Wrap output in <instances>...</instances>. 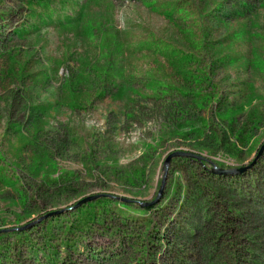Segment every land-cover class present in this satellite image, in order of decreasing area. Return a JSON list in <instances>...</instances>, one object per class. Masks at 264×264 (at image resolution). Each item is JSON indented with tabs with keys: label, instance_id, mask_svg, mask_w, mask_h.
Masks as SVG:
<instances>
[{
	"label": "rangeland",
	"instance_id": "rangeland-1",
	"mask_svg": "<svg viewBox=\"0 0 264 264\" xmlns=\"http://www.w3.org/2000/svg\"><path fill=\"white\" fill-rule=\"evenodd\" d=\"M34 1L0 0V166L7 178L17 172V188L30 196L23 208L0 187V264H264V151L242 176L206 172L246 166L264 144V0H50L51 21L30 31L26 6ZM151 45L192 55L190 72L210 82L199 91L244 107L249 146L228 154L194 135L192 127L212 121L210 109L188 125L164 119L146 83L176 79ZM73 75L80 81L71 97L64 83ZM70 98L84 101L82 109L69 110ZM26 141L46 148L55 163L46 180L63 173L64 187L30 172ZM177 153L203 160L172 157L166 167ZM163 180L150 205L157 212L141 219ZM104 197L132 206L97 202ZM86 198L94 199L74 214ZM101 213L103 225H93Z\"/></svg>",
	"mask_w": 264,
	"mask_h": 264
},
{
	"label": "trees",
	"instance_id": "trees-1",
	"mask_svg": "<svg viewBox=\"0 0 264 264\" xmlns=\"http://www.w3.org/2000/svg\"><path fill=\"white\" fill-rule=\"evenodd\" d=\"M50 2V0H36L26 6L27 10L29 11V14H27L28 18L34 22L30 25V31L39 30L41 28L39 27L41 24H46L51 21L49 20V15H47L50 11V7H52ZM57 3H59L60 5L65 4L63 0H58ZM37 6L40 7L44 12L42 17L40 16V13L38 14L37 10L34 9V7ZM161 15L171 21V13L164 12ZM22 35H24V32L20 33L21 37H23ZM149 49V53H156L157 55H159V57L169 67L170 72L173 75L172 77L176 79L175 84L167 82L146 83V88L154 93V99L159 100L160 104L162 105L163 111L165 112L164 119L166 121H170L173 124L186 123L188 125L189 121L195 120L200 113H203L204 111L206 112L210 109L209 115L212 118V121L207 122L206 125H203L201 129L192 127L191 129L194 135L201 136V139L203 140L205 138L208 139L210 144L213 142H217L216 147L223 148L224 151L228 154H236L238 151H241L242 148L249 146V140L251 139L252 131L249 126V120L244 123L239 121V116L243 114L244 107L240 106L237 108L229 109L227 106L221 104V99L215 98V102L214 97H212V93L203 95V91L200 92L199 90L202 89V85L204 83V85L210 86V82L206 79L194 77L190 72L191 66L196 65L194 64L192 55L183 53L167 45L160 48L151 45ZM5 72H7V70L4 71V75ZM76 75H73L71 78L68 77L67 79H65L64 83L68 92V96L71 97L74 93L73 90L77 87L80 81L78 77H76ZM105 80L107 81V79ZM111 87H114L113 90L116 91L117 88L115 84ZM117 91L118 94L113 96V100L115 101L120 100V94L123 93L122 90ZM95 97L103 100L105 98V93L100 92ZM215 105H221L216 112L212 111V106ZM65 106L69 110L75 111L78 109H82V107L84 106V101L70 98ZM214 120L217 121V124H214ZM9 127L14 130L15 134L21 140H25V136L22 133V130L16 129L15 124H11L9 125ZM188 129L189 128L183 127L181 128L180 132L186 133ZM22 144L26 147L28 146L34 149V154L31 156L32 170H30V172L32 174L34 173L37 176H40V181L44 182L43 185L50 186V184L57 182V184H55V187L51 186V188L60 190L62 187H64L60 182H58L61 176H63V173H60L57 179H50L49 181L46 180L48 171H50L51 169H55V163L52 161V159H50V154L47 152L46 148L38 146V144H36L35 142L31 143L30 141L23 142ZM1 157L2 156L0 155V159ZM211 171L212 170L206 169V172L210 175L212 174ZM15 174L16 175H14L12 178H7L5 171L0 166V187L9 188L10 190H12L17 196L16 199L18 205H21L23 208L29 207L30 196H28V193H22V191L17 188L18 173L16 172ZM43 191L44 190L42 186L33 188L32 195L37 196ZM182 192L183 193L182 195L180 194V197H182L183 200H187L190 195L189 188L184 189V191ZM201 193L202 191L199 190V188L195 191V193L193 194V196L195 197H193V204H196L197 200L199 201V195ZM191 201L192 199H190V202ZM97 202H105L108 204L111 203L114 208L119 205L120 210H125L132 206V204L124 202L120 203L107 197L100 198L97 200ZM166 208V203L162 204V206L159 207L160 210ZM82 209H84V207L80 206L75 210L74 214L79 215ZM140 211L144 213V215H146L141 216V219L150 217L157 212L156 206H146ZM195 214H197V209L195 211ZM126 218L128 219V216ZM129 218H133V216ZM192 219L194 220V217ZM92 220H94V223L92 224L98 227L102 226L104 223L102 213L99 215L95 214ZM13 236L17 237L19 236V233H13Z\"/></svg>",
	"mask_w": 264,
	"mask_h": 264
},
{
	"label": "water",
	"instance_id": "water-1",
	"mask_svg": "<svg viewBox=\"0 0 264 264\" xmlns=\"http://www.w3.org/2000/svg\"><path fill=\"white\" fill-rule=\"evenodd\" d=\"M263 151H264V144L261 146V148L257 152L254 160L250 164H248L246 166H242V167L235 168V169H230V170H227V169H218L216 167H213V169H212L211 172L213 174L216 173V174H218L220 176H224V177H237V176H242V175L246 174L247 172H249L254 167V165L256 164V162L258 161V159L260 158V156L262 155ZM172 157H190V158H195L198 161H202L203 160L202 157L195 156L193 154L177 153V154H173L170 157H168V159L165 162V166L166 167L168 166V164L170 162V159ZM164 181L165 180L162 181V186L160 188V192H159L158 196L156 197V199L154 201L150 202L149 204H146V206L155 205V204H157L159 202L160 197H161V193H162V190H163V187H164ZM92 199H94V198H86V199H83L77 205H75V207H78V206H80V205H82L84 203H87L88 201H90ZM63 212H64V210H59V211H55V212H49V213L43 215V217L40 218L37 222H40L41 220L47 219L49 217H53V216L60 215ZM37 222H35V223H37ZM35 223L28 224L25 227H22V228L18 229L17 231H24L25 229L33 226ZM10 231L12 232V231H15V230H10Z\"/></svg>",
	"mask_w": 264,
	"mask_h": 264
}]
</instances>
